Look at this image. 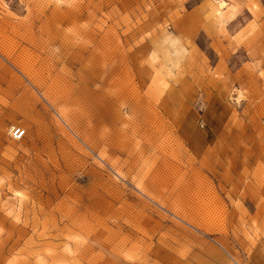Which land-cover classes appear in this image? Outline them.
<instances>
[{
	"label": "rangeland",
	"instance_id": "obj_1",
	"mask_svg": "<svg viewBox=\"0 0 264 264\" xmlns=\"http://www.w3.org/2000/svg\"><path fill=\"white\" fill-rule=\"evenodd\" d=\"M0 264H264V0H0Z\"/></svg>",
	"mask_w": 264,
	"mask_h": 264
},
{
	"label": "built area",
	"instance_id": "obj_2",
	"mask_svg": "<svg viewBox=\"0 0 264 264\" xmlns=\"http://www.w3.org/2000/svg\"><path fill=\"white\" fill-rule=\"evenodd\" d=\"M25 133L26 129L18 125H12L8 129L9 137L14 141L21 140L25 136Z\"/></svg>",
	"mask_w": 264,
	"mask_h": 264
}]
</instances>
